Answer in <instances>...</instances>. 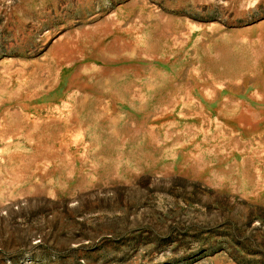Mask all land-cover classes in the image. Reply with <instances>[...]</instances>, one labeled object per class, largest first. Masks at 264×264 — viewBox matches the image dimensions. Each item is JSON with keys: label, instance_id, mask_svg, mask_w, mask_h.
<instances>
[{"label": "rangeland", "instance_id": "374dc122", "mask_svg": "<svg viewBox=\"0 0 264 264\" xmlns=\"http://www.w3.org/2000/svg\"><path fill=\"white\" fill-rule=\"evenodd\" d=\"M0 264H264V0H0Z\"/></svg>", "mask_w": 264, "mask_h": 264}]
</instances>
